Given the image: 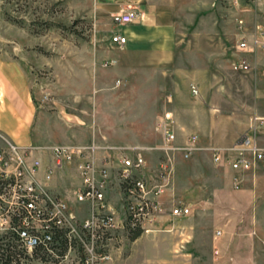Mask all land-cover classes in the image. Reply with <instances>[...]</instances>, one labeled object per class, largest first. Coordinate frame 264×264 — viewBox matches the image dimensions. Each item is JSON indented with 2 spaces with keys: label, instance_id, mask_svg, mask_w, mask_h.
<instances>
[{
  "label": "crops",
  "instance_id": "obj_1",
  "mask_svg": "<svg viewBox=\"0 0 264 264\" xmlns=\"http://www.w3.org/2000/svg\"><path fill=\"white\" fill-rule=\"evenodd\" d=\"M68 6L74 15L92 17L99 26L114 12L133 9L138 12L135 21L124 24L121 30L116 29L126 35L125 45L119 47L110 41L112 46L119 49L115 50L116 55H113V50L108 51L109 57L105 59L112 58L114 63L118 61L123 73L121 76L127 85L135 78V87L150 89L151 94L146 91L139 95H123L113 101H105L100 97L108 81L97 73L96 61L103 54L96 49L76 51L71 60L56 63L54 72L58 79L51 90L46 89V84L34 76L29 53L27 72L21 60L0 54V134L24 146H91L94 148V162L98 165L107 164L112 172L111 186L116 181L114 171L118 165H115L114 158L118 156L120 160L122 154L132 153V143L143 144L144 139L150 138L152 133L144 130L137 132L140 128L129 125L117 127L114 122H108V132L101 131L98 119L104 105L110 102L148 105L154 113L159 89L174 86L175 81L163 77L161 83L160 74L156 77L153 73L178 71L180 68L177 66L185 64L181 63L184 58L198 71H207L213 64L224 65L226 55H237V58H227L231 63H236L247 57L245 48L244 51L236 48L238 41H251L257 33L256 27L264 26V3L261 0H240L236 6H228L221 0H68ZM239 20L242 22L239 23ZM249 45L250 56H253L252 52L256 53L264 66V49ZM263 87L262 79L264 101ZM64 99H70L72 103L63 104ZM73 99L84 101L87 108L83 110L90 113L76 114L74 109L78 105L73 103ZM45 101L53 104L50 105L53 110L47 109ZM252 116H249V121ZM106 117L110 121V116ZM164 117L160 116L156 122L162 142L158 122ZM113 131H116L115 134ZM241 133L236 135L235 130L231 131L227 143L230 145L236 141ZM186 134L183 141L176 139L177 143H184L188 135L193 133ZM114 135L118 138L113 139ZM138 146L151 148L149 145ZM185 164L180 161L178 169ZM190 166L199 169L198 185L191 182L180 188L174 182L173 188H167L159 196L162 207L159 228L167 233L163 232L166 240L156 241L157 248L170 246L172 236L169 232H174L175 228L170 221H174V224L182 221L186 227L181 233L192 237L188 246L202 249L208 264H250L252 244H238L239 235L249 228L244 224H236L233 217L237 211L245 208L255 216L264 214V161L243 175L247 184L243 191L235 188L234 172L225 162L215 165L209 161L207 165L198 163ZM204 173L207 175L204 176ZM67 197H70L68 193ZM109 201L112 205L111 198ZM178 203L188 206L190 213L180 218L172 217L168 205ZM202 217H211V224H205ZM240 246L244 249L245 257L224 253L225 249L232 250ZM157 255H160V251H157Z\"/></svg>",
  "mask_w": 264,
  "mask_h": 264
},
{
  "label": "rangeland",
  "instance_id": "obj_2",
  "mask_svg": "<svg viewBox=\"0 0 264 264\" xmlns=\"http://www.w3.org/2000/svg\"><path fill=\"white\" fill-rule=\"evenodd\" d=\"M221 1L228 3V6L231 5L228 0ZM123 25L114 23L110 17L99 26L92 17L74 15L68 6V0H0V54L21 60L27 72V53H29L31 59L29 63L32 66L34 76L46 84V89L51 90L58 79L54 72L56 63L71 60L73 55L77 53L76 51L96 49L97 52L103 54L96 61L97 73L108 81L107 87L101 90L100 97L104 98L105 101H113L118 96L123 95H139L146 91L151 94L150 89L136 88L134 85L135 78L132 79L130 85H127L121 76L123 73L118 61L108 66L102 65L103 59L109 57L108 51L113 50V55L117 54L115 50L119 47L112 46L109 39L112 33L117 28L121 30ZM242 41H245L246 45L237 44L236 48L238 51L239 49L245 50L247 59L243 57L246 61V66L243 68H234V63L227 59L228 57L237 58V55L234 54L225 56L224 65L213 64L207 71L195 70L189 64L188 59L184 58L181 63L184 62L185 64L177 66L180 68L178 71L153 73L156 77L157 74H160L161 83H163V77H169L170 81H175L174 86H163L159 89V100L154 105V113L151 112L148 105L141 104L110 102L102 108L101 117L98 119L101 131L108 132V122H114L117 127L129 125L136 129L140 128L137 132L144 130L147 133H152L150 138L144 139L143 144L130 142L132 143L130 146L132 153L130 154L141 153L143 155L145 159L143 171L152 183L161 180L159 161L164 159L161 148L162 141L156 127L158 118L169 116L173 120L176 139L179 142L183 141L187 132L197 135L198 150L192 156L184 158L180 151L171 153L167 168L168 184L165 191L167 188H173L174 182L180 188L191 184V182L198 185L200 183L199 169L190 165L198 163L207 165L209 161L218 165L212 158L211 148L232 145V143L230 145L227 143L231 131L235 130L236 135L243 131L237 137V139L240 138L248 128L249 116L264 114L263 62L259 61L258 55L254 52H252L253 56H250V48L247 47L252 44V41L241 39L238 43ZM243 48L245 49L243 50ZM161 75L163 76L161 77ZM191 85L197 87L198 95H191ZM52 94H48V97ZM44 103L48 110H53L50 106L53 104H48L46 101ZM62 103L70 104L72 101L64 99ZM73 103L78 105L74 109L76 114H86L87 111L83 110L87 108L84 101L73 99ZM106 115L110 116L108 117L111 118L110 121ZM113 132L115 134L116 131ZM112 138L117 139L118 137L114 135ZM8 141L16 144L7 136L0 134V146L6 145ZM138 145H149L151 148ZM38 148L40 149H37L36 154L42 159L40 168V172H42L48 167V164L53 165V162L50 159L49 147L38 146ZM119 161L118 156L114 158L115 165ZM180 161L186 164L178 169ZM95 165L96 168L101 166L96 163ZM105 166L109 169L107 164ZM108 171L110 176V169ZM206 175L204 173V176ZM51 177L49 181L44 182L45 185L53 191H58L69 209L79 217L87 216L90 212V201L81 200L77 196L83 182L77 161L64 162L60 167H55ZM54 180L59 183H53ZM113 185V187H109L108 193H111L109 198H111L115 209L121 213L124 201L120 197L117 181ZM246 185V180H243L237 190L243 191ZM58 189H61V192ZM67 193L70 195L69 198ZM172 207L173 204L168 205V209L171 210ZM161 214L160 210L151 230L143 231L134 239L125 231H116L112 239L109 240L111 244L106 249L110 257L99 260L97 264H193L192 262L208 264V259L202 253V249L188 246L192 237L186 233H181L186 227L182 221H176L175 224L174 221H170V224L175 226L174 232H169V235L172 236L170 246L157 248L156 241L159 239L166 240L164 234L167 233L159 228L162 221ZM201 219L205 221V224H211V217H202ZM233 219L236 220V224H244L249 228L248 231L239 235L238 244H252V255L249 257L250 264H264V214L255 216L245 208L237 211ZM177 229L179 230L177 231ZM248 237L250 240L247 239ZM0 240L3 244L4 241ZM5 243H8L7 240ZM242 248L240 246L232 250L225 249L224 253L238 258L240 256L245 257ZM157 251H160L159 256ZM83 256V250L78 245H74L72 247H54L51 251L34 253L26 251V253H21L18 256V260L19 264H84Z\"/></svg>",
  "mask_w": 264,
  "mask_h": 264
},
{
  "label": "built area",
  "instance_id": "obj_3",
  "mask_svg": "<svg viewBox=\"0 0 264 264\" xmlns=\"http://www.w3.org/2000/svg\"><path fill=\"white\" fill-rule=\"evenodd\" d=\"M228 1L234 6L240 2ZM261 1L264 3V0ZM137 16L138 12L134 9L117 11L111 15L116 24L131 23ZM256 31L252 44L264 49V26L258 25ZM110 41L122 47L127 37L114 31ZM238 45L245 46L246 42L242 41ZM113 63L112 58L102 62L104 66ZM233 66L243 68L246 61L242 58ZM262 75L264 83V66ZM191 93L198 94L195 85H191ZM158 128L163 136L161 148L164 153V159L159 161V182L152 183L146 177L143 171L145 159L141 153L122 154L115 167L117 187L124 201L121 213L109 201V169L105 164L96 168L93 147L50 146L53 165L48 164L40 172L42 159L36 154L37 149H40L38 146H20L9 141L0 146V239L4 241L3 244L17 245L34 253V250L51 251L54 247H62L61 239H65V247L78 245L83 250L84 264H97L99 260L110 257L106 249L116 231L129 233L140 229L142 233L151 230L161 210L159 196L168 184L167 168L171 153L180 151L184 158H189L198 150V137L194 133L188 135L184 143H177L173 120L169 116L158 122ZM211 154L217 163L229 165L234 172V186L239 188L243 183V175L264 161V114H254L240 138L228 147L211 148ZM72 160L77 161L83 181L77 196L90 201V212L85 217H79L71 211L61 194L44 183L52 178L55 167ZM189 213L190 208L182 204H176L170 210L172 217Z\"/></svg>",
  "mask_w": 264,
  "mask_h": 264
},
{
  "label": "trees",
  "instance_id": "obj_4",
  "mask_svg": "<svg viewBox=\"0 0 264 264\" xmlns=\"http://www.w3.org/2000/svg\"><path fill=\"white\" fill-rule=\"evenodd\" d=\"M132 239L138 237L141 234L140 229H136L129 232ZM62 247L66 245V240L61 239ZM37 252V250H34ZM21 253H26L24 248H21L17 245H3L0 240V264H19L18 256Z\"/></svg>",
  "mask_w": 264,
  "mask_h": 264
}]
</instances>
